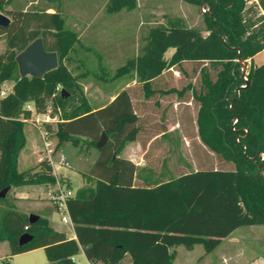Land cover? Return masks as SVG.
Segmentation results:
<instances>
[{"label":"trees","instance_id":"16d2710c","mask_svg":"<svg viewBox=\"0 0 264 264\" xmlns=\"http://www.w3.org/2000/svg\"><path fill=\"white\" fill-rule=\"evenodd\" d=\"M184 1L207 6L206 35L176 22L150 27L144 54L117 69L113 78L134 70L149 97L155 92L149 83L165 70L185 62L202 64L198 89L187 84L160 92L179 99L191 93L198 105L196 135L226 169L182 172L171 178L156 173L153 184L135 187V166L118 157L140 128L127 91L91 112L77 82L91 71L74 75L63 63L79 48H88L75 31L64 27L61 13L18 10L9 8L12 0H0V13L10 19L0 28L5 42L0 85L13 83L0 98V191L55 181L44 160L18 169L26 145L24 126L33 113L61 111L55 149L67 141L76 145L82 137L94 146L102 132L108 137L89 173L83 174L94 186L77 190L67 202L76 239L54 230L45 218L30 224L7 194L0 199V241L7 242L11 256L41 248L47 264H75L72 257L83 250L90 262L117 264L127 254L131 264H173L172 248L201 245L207 254L239 227L264 225V64L250 65L244 80L239 63L264 50V17L245 16L249 0ZM136 7L137 0H107L105 11L112 15ZM258 7L264 10V0H258ZM37 38L46 51L56 52L58 66L42 78L20 77L15 58ZM24 233L32 239L19 245Z\"/></svg>","mask_w":264,"mask_h":264},{"label":"rangeland","instance_id":"374dc122","mask_svg":"<svg viewBox=\"0 0 264 264\" xmlns=\"http://www.w3.org/2000/svg\"><path fill=\"white\" fill-rule=\"evenodd\" d=\"M106 2L107 0H13L11 4L14 6L15 3L18 10L22 7L28 12L36 9L45 10L48 7L54 12L61 13L64 18V27L75 31L81 45L88 48V50L79 48L76 55L71 54L70 59H64L63 63L74 75H78L85 69L93 73L77 80L82 96L93 106L102 102L96 99L92 100L93 97H98L96 88L106 87L110 90L105 91L103 88L104 93L113 92V89L118 88L121 84L135 80V78L138 79L134 76V70L121 77H113L117 69L128 66L129 61H136L144 54L146 35L150 27L168 26L170 23L176 22L189 28L202 30V34L206 35L203 22V14L207 11L205 4L197 6L184 0H137L138 8L131 11L121 10L116 14L109 15L105 11ZM246 7L250 10L245 12V16L256 18L262 15L264 17V10L258 7V0H249ZM46 13L49 12L46 11ZM86 23L91 26L87 25L85 29ZM4 50V37H0V54ZM171 53V50L167 51L164 55L165 58H168ZM263 64L264 50L253 57L251 62L247 60L246 71L250 65L258 67ZM77 65H79L78 68ZM201 67L202 64L185 62L179 67L165 70L154 81L160 87L163 85L165 89L180 90L187 84L198 89ZM210 73L211 76L215 75L212 70ZM12 84V81H6L0 85V90L9 92ZM191 97V93L186 92L183 99L173 95L168 97L166 102L161 103V106L157 102L155 115L152 117L154 122L152 129L156 132L160 129L175 130L186 135L184 139L169 138L171 153L155 156L153 159L156 171L162 172L166 178L193 170L226 169L217 156L201 145L196 136L194 120L198 105ZM73 105H77V103ZM28 125L31 124L28 123ZM31 126L33 127V125ZM79 127L83 129L84 125ZM24 130L29 136V126L26 125ZM179 141L182 142L181 145L179 144L180 147L177 146ZM67 145H65L66 149L63 154L69 163V168L57 169L56 178L75 196L82 183V173L88 174L90 171L87 168L91 162L90 153H94V150L81 141L77 143V147L71 145L67 147ZM80 150L81 152L78 153ZM85 150L89 152L86 153ZM122 153V156L125 157V150ZM178 164L182 165L181 168H178ZM19 168L22 169L23 166L19 164ZM49 189L50 186H20L16 188V191L31 198L44 199L47 197ZM55 223L66 231L70 229L69 224H63L59 219ZM5 251L7 252L0 254V264H36L40 258L44 257L45 259L44 252L14 257L10 255L8 248H5ZM171 252L174 256L173 264H233V262L248 264L264 254V225L239 227L229 237L222 240L211 253L206 254L201 245L179 246L172 248ZM82 262L80 260L79 264Z\"/></svg>","mask_w":264,"mask_h":264},{"label":"crops","instance_id":"0c3cea01","mask_svg":"<svg viewBox=\"0 0 264 264\" xmlns=\"http://www.w3.org/2000/svg\"><path fill=\"white\" fill-rule=\"evenodd\" d=\"M12 3H13V0H12L11 4ZM9 8L18 9V8H16L15 3H14V6L10 5ZM24 9H22V7H21L20 10L25 11ZM45 10L49 13H54V10L51 8L46 7ZM87 25L91 26V24L86 23L85 29L87 28ZM252 60H253V58H252ZM134 76H136L135 72H134ZM154 80H152L149 83L148 88L151 91H155V92L153 95H150L149 97L148 96L145 97L146 93L144 90L145 89L144 83L139 82L135 78V80H131L130 82H125V83L121 84L120 86H118V88L113 89V92L108 91V92L104 93L102 91V89L104 87L96 88V90L98 91V97L95 96V97H93L92 100L96 99V100H100V102L102 101L99 105L93 106V105H91V103H89L86 100L88 105L92 108L91 112H95L98 110H102L105 107H107L109 104H111L120 92L127 91L132 113L137 117V119H138L137 126H139L140 128H139V131L137 132V134L135 135L134 140L126 142L124 144V146H123L122 150L120 151V154L118 155V157L123 159V160L129 161L132 165L135 166L136 170L133 174L134 177L132 180V184L135 187H146L147 185L153 184V181L155 180L156 173L157 174L162 173V172L156 171L155 162L153 159L155 156L157 157V156H160V155H163L166 153H168V154L171 153V146L168 142L169 138L179 137L180 139H184L186 137V135H183L181 133V131H175V130L171 131V130L160 129L159 131L156 132L155 130L152 129V126L154 124V122L152 121V119H153L152 117L155 115L156 106L158 104L157 102H159V104L161 106V103L166 102L168 97L173 96L172 94H161L160 91H166L170 88L165 89L163 85L160 87V85L158 86ZM103 90L106 91V90H110V89H107L105 87ZM61 121H63V120L60 117V120L58 122H61ZM57 124L58 123L46 125V128L52 133V139L51 140H52V144L54 146L56 143V139L54 137V132L56 131ZM26 125L29 126L30 135L27 136L25 133V130H24V134H25V138H26V145H25L24 149L20 152L19 158H18V169L20 171L26 170L28 168H31V167H34L35 165H37L41 161V159L44 155L42 142H41V139H40L38 132L35 130V128L33 129V127L31 125H28V123H26L25 126ZM25 126H24V128H25ZM195 133H196V131H195ZM100 135H101V133H100ZM98 140H99V138H98ZM80 141L82 143H84L85 145H87L90 149L94 150V153H90V155H91L90 161L91 162L87 168V169H91L92 166L94 165L95 161L97 160L98 151L102 147L98 149L95 146L96 143L94 146H91L90 144H88L89 140L87 141L84 137L80 138V140L78 142H80ZM107 141H108V137H107L106 142ZM106 142H105V144H106ZM181 143L182 142L179 141L177 143V146L180 147ZM67 144L71 145L73 147H77V144L74 145L70 141H67L63 145H61L59 148H57L56 151L64 153V150L66 149L65 145H67ZM68 145H67V147H68ZM183 146H185V145H183ZM92 147H95V148H92ZM126 148H127V150H126ZM123 150H125V153H126L125 157L122 156ZM80 152H81V150L78 151V153H80ZM85 152L87 153L89 151L85 150ZM162 160L163 159L161 158V163L163 164ZM19 164H21L23 166L22 169L19 168ZM180 166H182V165L178 164V168H181ZM193 171H195V170H193ZM82 177H83L82 183H81L79 189L85 188L87 186H94V182L87 181L84 178L83 173H82ZM34 186H44V187L50 186V187H52L53 185H51V184H49V185H31V186H26V187H34ZM16 188L9 189L7 196H9L10 199H12V202L15 205L18 212L26 214L27 216L29 214H34L38 217L45 218L49 221V223L51 224V226L53 227L54 230H56L58 232H63L68 239H76L72 223L69 224L70 229L68 231H66L64 228L60 227L57 223H55V221L58 220L59 217L55 213V211H54L53 207L51 206V204L49 203L47 197L44 199L31 198L30 196L25 195L24 193H17ZM5 248H8L7 242L6 241H0V254L7 252V251H5ZM8 250H9V248H8ZM39 252H44V251H43V249L40 248V249H35V250H31L28 252H24L21 254L14 255V257H16L18 255L21 256V255L40 254ZM262 256H263V254L261 255V257L251 261L248 264H264V260H263ZM38 258H40V257H38ZM74 259H75L74 260L75 264H79L80 260L83 261L82 264H105L103 262H90V261H88L84 255L83 250H80V252L76 256H74ZM36 264H47L46 257H45V259H44V257L42 259L40 258L39 262ZM117 264H131L130 256L126 254L123 257V259L120 260ZM233 264H235V263L233 262Z\"/></svg>","mask_w":264,"mask_h":264},{"label":"built area","instance_id":"2783aa9c","mask_svg":"<svg viewBox=\"0 0 264 264\" xmlns=\"http://www.w3.org/2000/svg\"><path fill=\"white\" fill-rule=\"evenodd\" d=\"M243 79L246 80L245 74ZM8 92L5 90H0V98L4 97ZM27 109H31L29 105L26 106ZM61 111L57 109L53 114L49 109L46 113L43 114H32L31 118L27 121L33 125L35 130L38 132L44 155L41 159L46 162V164L51 168L52 174L55 178V181L52 187H50L47 193V199L51 206L53 207L55 213L58 215L60 221L63 224H71V220L68 214L67 202L73 197V193L70 189L63 187L59 181H57L56 170L61 168H69V163L66 160V157L63 153L57 152L52 144V133L46 128V125L58 123L60 120ZM262 159L264 154L261 155ZM72 257V261H74Z\"/></svg>","mask_w":264,"mask_h":264},{"label":"water","instance_id":"95a60500","mask_svg":"<svg viewBox=\"0 0 264 264\" xmlns=\"http://www.w3.org/2000/svg\"><path fill=\"white\" fill-rule=\"evenodd\" d=\"M10 24V19L0 13V28H6ZM20 77H34L42 78L45 74L55 70L58 66L56 52L46 51L41 38H37L28 44L15 58ZM241 65L242 76L246 73V63L239 60ZM61 93L67 96V93L62 90ZM107 140L104 132L101 133L99 140L96 142V147L99 149L103 147ZM9 187L0 191V199L6 197ZM38 219L34 214L28 215V222L33 224ZM32 239L27 233L20 236L18 240L19 245H24Z\"/></svg>","mask_w":264,"mask_h":264}]
</instances>
